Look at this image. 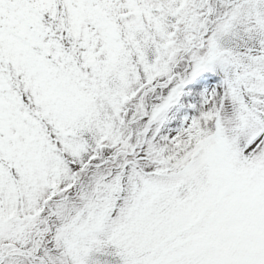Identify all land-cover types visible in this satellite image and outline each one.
Masks as SVG:
<instances>
[{
  "label": "snow or ice",
  "instance_id": "snow-or-ice-1",
  "mask_svg": "<svg viewBox=\"0 0 264 264\" xmlns=\"http://www.w3.org/2000/svg\"><path fill=\"white\" fill-rule=\"evenodd\" d=\"M0 264H264V0H0Z\"/></svg>",
  "mask_w": 264,
  "mask_h": 264
}]
</instances>
